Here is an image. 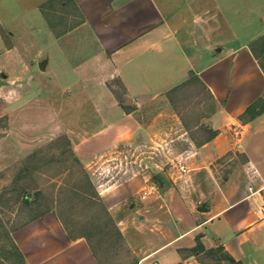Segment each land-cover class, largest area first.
<instances>
[{
    "label": "rangeland",
    "instance_id": "374dc122",
    "mask_svg": "<svg viewBox=\"0 0 264 264\" xmlns=\"http://www.w3.org/2000/svg\"><path fill=\"white\" fill-rule=\"evenodd\" d=\"M240 1V37L229 29L225 39H251L263 25L255 18L264 12V0ZM66 4L0 0V80L6 81L0 86V264H22L13 231L49 210L62 216L72 236L90 240L102 264H135L146 251L151 258L145 264H168L173 256L165 234L199 217L192 221L179 209V224L171 228L164 211L173 210L172 200L180 207L189 198L205 204L206 188L243 167V146L219 156L199 148L206 125L213 128L217 103L197 80L153 99L121 101L130 117L111 107L107 86L71 84V66L85 55L87 37L80 32L65 41L54 35L80 20L70 0ZM65 45L73 51L67 62ZM248 133L242 145L251 143L264 169V126ZM242 191L233 190L232 198ZM198 232L181 241L179 262L230 264L219 245L201 240L203 247L193 248L202 239Z\"/></svg>",
    "mask_w": 264,
    "mask_h": 264
},
{
    "label": "crops",
    "instance_id": "0c3cea01",
    "mask_svg": "<svg viewBox=\"0 0 264 264\" xmlns=\"http://www.w3.org/2000/svg\"><path fill=\"white\" fill-rule=\"evenodd\" d=\"M70 2L80 20L54 35L65 41L80 32L87 37L85 55L71 66L76 77L71 84L107 86L104 96L111 107L130 117L131 112L121 109V101L153 99L183 84L194 72L217 103L210 122L217 134L199 148L219 156L243 146L244 168L206 188L205 204L197 205L194 198L187 199L183 207L179 200L169 201L173 210L164 211V215L171 228L179 224V209L199 221L176 233H163L168 236L165 244L172 246L173 259L168 264L183 259L180 243L197 231L203 243L223 245L244 264H264V169L251 151V143L247 139L243 145L241 142L247 129L251 133L264 126V111L247 121L239 118L249 104L264 98V70L251 49L252 40L264 33V21L260 20L264 12L255 18L258 25L263 23L257 33L237 41L225 38L231 37L229 29L232 37L239 36L236 30L239 19L243 20L240 0ZM66 3L61 0L62 5ZM63 49L67 62L73 51L67 45ZM115 84L124 86L122 93L109 86ZM253 180L254 185L248 188ZM241 187L240 195L232 198L233 190ZM217 221L219 225L209 229ZM13 237L25 255V264H102L89 240L83 235L69 236L53 210L27 220L13 231ZM150 253L140 254L135 264H145Z\"/></svg>",
    "mask_w": 264,
    "mask_h": 264
},
{
    "label": "trees",
    "instance_id": "16d2710c",
    "mask_svg": "<svg viewBox=\"0 0 264 264\" xmlns=\"http://www.w3.org/2000/svg\"><path fill=\"white\" fill-rule=\"evenodd\" d=\"M256 43H258V46L255 45ZM256 43L251 42V49L254 52V54L256 55V57L259 59V62H260L261 66L264 70V63L262 62L261 57H260V56H264V34L256 39ZM191 80H198L199 81L200 77L197 74H195L194 72H191L189 79L187 81H185L183 84L190 82ZM177 87L178 86H175L173 89H176ZM262 111H264V98L260 97L257 100L253 101L251 104H249L246 107V109L239 115V118L241 120L247 121V120L254 118L257 114L261 113ZM205 133H206V137H205L204 141H207L216 135V130L213 129L212 127L206 125ZM58 216L60 217L61 221L64 224V219L62 218V216L60 214ZM67 232L69 233L68 230H67ZM69 236H72V235L69 233ZM89 242H90V240H89ZM13 244H14L16 250L18 251L21 263L25 264L26 259H25L24 253L21 251L19 246L17 244H15V242ZM90 244H91V247H93L91 242H90ZM198 245L199 246L201 245L203 247V243L199 237L197 238V243L195 246H193V248L198 247ZM218 247H220V249L225 250V247L223 245H219ZM224 255L228 259L230 264H244V262L242 260L236 259L227 250H225ZM175 264H184V263L183 262H177Z\"/></svg>",
    "mask_w": 264,
    "mask_h": 264
},
{
    "label": "water",
    "instance_id": "95a60500",
    "mask_svg": "<svg viewBox=\"0 0 264 264\" xmlns=\"http://www.w3.org/2000/svg\"><path fill=\"white\" fill-rule=\"evenodd\" d=\"M41 67L44 68L45 67V63L41 62ZM6 81L5 80H0V86L2 84H4Z\"/></svg>",
    "mask_w": 264,
    "mask_h": 264
},
{
    "label": "built area",
    "instance_id": "2783aa9c",
    "mask_svg": "<svg viewBox=\"0 0 264 264\" xmlns=\"http://www.w3.org/2000/svg\"><path fill=\"white\" fill-rule=\"evenodd\" d=\"M238 132V130H236V133ZM181 167H182V169L183 170H186L187 169V166H186V164H184V163H181Z\"/></svg>",
    "mask_w": 264,
    "mask_h": 264
}]
</instances>
